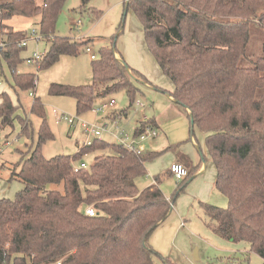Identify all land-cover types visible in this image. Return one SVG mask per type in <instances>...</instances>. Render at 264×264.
Listing matches in <instances>:
<instances>
[{"label":"trees","instance_id":"obj_1","mask_svg":"<svg viewBox=\"0 0 264 264\" xmlns=\"http://www.w3.org/2000/svg\"><path fill=\"white\" fill-rule=\"evenodd\" d=\"M64 1L0 0V38L6 36L0 56L11 71L18 101L14 105L8 93H1L0 128L12 126L22 107L21 93L35 80L34 73L16 70L25 48L18 41L26 30H12L4 21L39 15L37 32L49 47L37 68L48 67L61 55H78L91 41L55 34ZM89 1L81 0V7ZM124 6L139 18L148 51L173 84L166 93L186 113L191 131L197 126L204 134L214 185L227 200L225 207L202 202L212 229L234 242H247L264 262V0H125ZM252 28L262 41L257 56L247 51ZM116 52L115 40L99 48L89 83H52L49 92L72 96L77 113L118 89L125 90L131 105L138 93L135 81L146 79L129 70ZM29 111L40 123L9 177L22 187L14 197L0 198V264H175L148 238L169 214L194 167L169 200L160 188L162 175L143 188L136 181L160 152L136 153L120 141L93 137L73 155L46 158L41 146L53 133L39 97L33 96ZM147 126L155 127L153 117L140 121L132 136ZM31 132L29 119L21 117L19 134ZM105 148L111 152L96 154L85 169L73 170L82 155ZM166 173L172 174L170 169ZM87 206L94 215L85 214Z\"/></svg>","mask_w":264,"mask_h":264},{"label":"rangeland","instance_id":"obj_2","mask_svg":"<svg viewBox=\"0 0 264 264\" xmlns=\"http://www.w3.org/2000/svg\"><path fill=\"white\" fill-rule=\"evenodd\" d=\"M124 2L125 0H90L88 5L82 8L81 0L64 1L55 22V34L78 41L84 38L91 39L76 56L61 55L54 64L37 68V64L28 63L26 57L31 56L34 51L45 53L49 42L45 39L29 40L26 48L22 50L23 60L17 64L16 70L35 74L36 82L31 90L43 104L46 120L53 133V138L45 141L41 146L42 154L50 158L57 154L73 155L77 152L86 144L87 135L79 126L81 122L93 123L98 127L99 138L108 142H117L109 131L121 136L132 135L138 126V121L144 115L153 116L159 124V128L154 129L157 134L148 137L142 144L145 152L157 151L160 154L150 165L147 174L136 180L139 188L151 184L155 175H162L160 188L164 196L172 200L179 181L173 174L166 173L172 162V154L166 148L156 150L169 143L178 144L179 151L187 155L191 161L203 160L205 169L178 193L169 214L149 234L150 246L175 264H264L262 258L250 250L247 242H234L221 237L212 229L213 223L205 215L202 202L225 207L227 200L214 185L215 168L205 146L204 134L197 126L191 131L186 113L180 106L171 102L166 93L171 83L161 72L145 45L139 18L132 9H125ZM39 18V15H14L4 23L12 30L25 29L26 34L30 35L33 29L37 31ZM78 20L80 23H77ZM77 36L79 37L76 38ZM5 39L6 36L2 35L0 41ZM112 40H115L116 50L127 51L131 59L139 57L138 46L142 45L153 61V63L150 61L145 63L147 78L151 83L135 81L138 93L131 105L125 90L118 89L106 96L95 98L90 108L77 113L75 99L72 96L53 95L49 92L52 83L69 85L89 83L92 60L90 55L95 54L97 57L99 48L108 46ZM261 42L260 32L252 28L247 46L248 53L259 55L262 52ZM5 46L6 44H3V49ZM86 47H90V51H86ZM0 81L9 85L12 83L11 71L1 56ZM32 98L29 90L22 92V107L16 109L12 126L0 128V157L3 159L17 161L21 152L26 151L31 141L37 137L40 119L29 111ZM110 99H114L112 105H107L98 112L92 111ZM137 101L142 105H138ZM61 115L72 117L74 122L70 124ZM21 117L28 118L31 123L30 136L19 134ZM89 136L91 137L90 134ZM158 143L162 145L157 146ZM109 152H111L109 148L92 151L82 155L75 163L84 162L88 166L93 162L96 154ZM13 170L14 167L11 165L0 170L1 179L7 184L6 196L12 197L20 188L17 179L9 180ZM49 187L61 189V185Z\"/></svg>","mask_w":264,"mask_h":264},{"label":"built area","instance_id":"obj_3","mask_svg":"<svg viewBox=\"0 0 264 264\" xmlns=\"http://www.w3.org/2000/svg\"><path fill=\"white\" fill-rule=\"evenodd\" d=\"M77 23H80V20L77 21ZM79 36H77L76 38H78ZM42 40L41 35L35 30H32V33L30 35L25 34L19 41H18V45L19 46H26L27 42L29 40ZM3 44H5L4 41H0V50L3 49ZM86 51H90V47H86ZM44 56V52H39V51H34L33 54L29 57L26 58V61L28 63H36L37 67L38 64L40 63L41 59ZM90 57L93 59L95 58V54H91ZM35 80L33 81V85L35 84ZM29 95L34 96V92L33 90H29ZM114 103V99H110L108 102H104L102 103L97 109H92V111L94 112H98L100 109L106 107L107 105H112ZM138 105H142L141 103H139L137 101ZM65 120H67L70 124H72L74 122L73 118L70 117H66L61 115ZM81 129H83L86 132V144H90L92 139L91 137H97L99 138L100 136V129L98 127H96L93 123L89 124L86 122H81V124L79 125ZM155 127H145V129L137 136V137H133L132 135L129 134H123V136H121L120 134H115L112 133L113 137L117 140L120 141L122 143H124L127 147H129L130 149L134 150L136 153H142L144 152V147L142 142L144 140H146L148 137H154L156 136V131L154 130ZM89 134L91 135V137L89 136ZM130 138V139H129ZM72 167L73 170L75 172L83 170L87 167L86 163L84 162H80L79 164L73 162L72 163ZM171 173L174 175V177L176 179H178L179 181L182 180L186 174L185 168L180 164V163H172L169 167ZM85 214L87 215H94L95 211L93 209L92 206H87L85 208Z\"/></svg>","mask_w":264,"mask_h":264},{"label":"crops","instance_id":"obj_4","mask_svg":"<svg viewBox=\"0 0 264 264\" xmlns=\"http://www.w3.org/2000/svg\"><path fill=\"white\" fill-rule=\"evenodd\" d=\"M82 37H83V35H82ZM26 46H25V48H26ZM145 52L146 51L143 49L142 45H140V46H138V53H139V57L138 58L131 59L128 56L127 51H123L122 52L121 50H118V49H117V52H116V56L118 58H120V59L122 58L124 60V62L127 64L129 70L132 68L134 70L139 71L144 76V78L146 79V82H144V83H148V82L151 83L149 81V79L147 78L148 72H147V66L145 65V63L147 61H150V63L151 62L153 63V61L150 59V57H148L147 52L146 53ZM169 82H170V80H169ZM170 87H169V89H167L168 91H171L173 89V84L172 83L170 84ZM2 92L8 93V95L10 96L13 104L14 105H18V101L16 99V95H15L13 89L11 88V86L8 83H3L2 81H0V95H1ZM169 98H170V96H169ZM170 100H171V98H170ZM171 102H173V101L171 100ZM150 117H153V116H150ZM150 117H147V116L144 115V117L141 118V120H139L138 123L140 121L146 120V119H148ZM153 118L155 120V127H158L159 128L158 121L156 120L155 117H153ZM111 119H113V118L111 117ZM109 133L113 137V135H112L113 132L112 131H109ZM192 141H194V139ZM159 145H162V144H159L158 143L157 146H159ZM175 145L176 144L169 143L166 146H162L161 148H158L156 150L160 151V150L166 148V150L168 152H170V154H172V156H171L172 157L171 164L172 163H180L185 168V171L186 172H187V169L194 167L193 168V171H192V174H191L192 177L186 182V184H187L189 181H191L192 179H194L198 174H201L203 172V170L205 169V163H204L203 160H202V162L201 161H199V162H193V161H191L188 158L187 155H185L184 153H182V152L179 151L178 144L176 146ZM169 146H173V147L168 148ZM18 151H20V150H18ZM156 158H154L151 161H149V162L146 163L145 166H146V171L147 172H148V169H149L150 165L156 160ZM15 162L16 161H9V160H6V159H3V158L0 157V170H1V168H9L10 165L13 166ZM4 163H6V164H4ZM170 165H169V167H170ZM169 167L167 169H169ZM1 177L2 176H1V171H0V198H2V197L12 198V196H6V194H7L6 193V185L7 184L1 179ZM9 180H10V178H9ZM21 187H22V183L20 182V188ZM19 189H17V190H19Z\"/></svg>","mask_w":264,"mask_h":264},{"label":"water","instance_id":"obj_5","mask_svg":"<svg viewBox=\"0 0 264 264\" xmlns=\"http://www.w3.org/2000/svg\"><path fill=\"white\" fill-rule=\"evenodd\" d=\"M191 121H192V118H191Z\"/></svg>","mask_w":264,"mask_h":264}]
</instances>
